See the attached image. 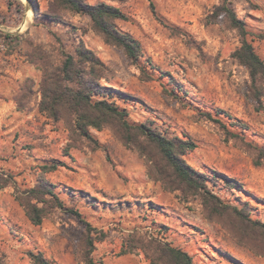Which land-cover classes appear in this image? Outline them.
Returning a JSON list of instances; mask_svg holds the SVG:
<instances>
[{"label":"rangeland","instance_id":"rangeland-1","mask_svg":"<svg viewBox=\"0 0 264 264\" xmlns=\"http://www.w3.org/2000/svg\"><path fill=\"white\" fill-rule=\"evenodd\" d=\"M52 1L0 0V264H86L87 252L94 264H155L159 243L193 264H264L248 221L264 224V78L234 55L244 37L264 62V0H83L125 14L115 24L140 42L137 61L88 15ZM79 44L102 63L100 83L114 86L93 100L195 142L182 157L203 174L202 189L159 180L162 161L143 139L126 144L110 126L89 127L88 139L39 109L44 72ZM40 181L80 217L47 207L33 224L16 193Z\"/></svg>","mask_w":264,"mask_h":264},{"label":"trees","instance_id":"trees-1","mask_svg":"<svg viewBox=\"0 0 264 264\" xmlns=\"http://www.w3.org/2000/svg\"><path fill=\"white\" fill-rule=\"evenodd\" d=\"M149 1L153 5V2ZM50 7L69 9L88 15L93 28L102 34L104 40L120 47L132 61H137L143 55L140 42L116 26V19H126L119 8L104 2L90 4L83 0H53ZM231 21L234 26L240 23L234 16L231 17ZM234 55L248 69L253 79L264 78V62L244 37ZM102 69V63L95 53L84 44H79L75 53L65 54L61 66L52 72H44L39 109L53 119L66 117L70 125L88 139H92L88 134L89 127L103 126L116 129L126 144H135L138 139H143L162 161L163 169L159 167L157 173L159 180L167 181L166 177L169 176L168 181L174 183L176 188L187 186L197 191L202 189L203 174L187 164L182 157L186 151L196 147L195 142L179 137L169 138L142 123L131 124L126 119L127 113L124 108H120L106 98L93 100L94 95L105 97L114 90V86L100 83L103 77ZM147 160L155 161L151 158ZM44 167L55 169L56 166L50 164ZM203 191L208 193L206 190ZM209 197L216 198L212 194ZM16 199L23 206L30 221L36 225L42 223L47 207L65 208L80 217L78 211L64 207L54 191V185L49 181H40L24 192L18 191ZM248 221L264 239V224ZM91 229L87 224L82 240L84 245L92 247L95 238L91 236ZM155 250L159 253V256H151L155 264H193L191 256L179 248L159 243ZM261 251H264V247ZM83 260L86 264H94L88 252L83 255ZM39 261L41 264H50L43 259Z\"/></svg>","mask_w":264,"mask_h":264}]
</instances>
